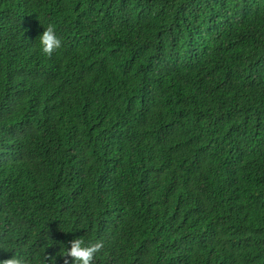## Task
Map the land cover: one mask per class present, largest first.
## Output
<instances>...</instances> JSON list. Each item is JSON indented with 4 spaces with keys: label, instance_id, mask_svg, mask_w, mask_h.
Here are the masks:
<instances>
[{
    "label": "trees",
    "instance_id": "obj_1",
    "mask_svg": "<svg viewBox=\"0 0 264 264\" xmlns=\"http://www.w3.org/2000/svg\"><path fill=\"white\" fill-rule=\"evenodd\" d=\"M78 237L264 264V0H0V260Z\"/></svg>",
    "mask_w": 264,
    "mask_h": 264
},
{
    "label": "clouds",
    "instance_id": "obj_2",
    "mask_svg": "<svg viewBox=\"0 0 264 264\" xmlns=\"http://www.w3.org/2000/svg\"><path fill=\"white\" fill-rule=\"evenodd\" d=\"M40 51L43 55L51 57L62 47V39L57 35L56 28L49 24L39 36ZM70 248L63 252L64 264H95L98 254L105 248L103 239L86 242L82 237L70 241ZM70 258V260H69ZM0 264H26L25 260L15 254L11 258L0 260Z\"/></svg>",
    "mask_w": 264,
    "mask_h": 264
}]
</instances>
